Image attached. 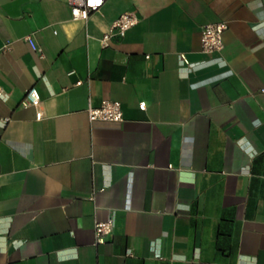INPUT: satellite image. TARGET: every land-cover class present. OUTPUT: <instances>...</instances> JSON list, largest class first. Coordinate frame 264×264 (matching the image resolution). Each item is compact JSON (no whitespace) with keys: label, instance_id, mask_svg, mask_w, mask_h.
I'll return each mask as SVG.
<instances>
[{"label":"crops","instance_id":"crops-1","mask_svg":"<svg viewBox=\"0 0 264 264\" xmlns=\"http://www.w3.org/2000/svg\"><path fill=\"white\" fill-rule=\"evenodd\" d=\"M0 91V264H264V0H0Z\"/></svg>","mask_w":264,"mask_h":264},{"label":"built area","instance_id":"built-area-1","mask_svg":"<svg viewBox=\"0 0 264 264\" xmlns=\"http://www.w3.org/2000/svg\"><path fill=\"white\" fill-rule=\"evenodd\" d=\"M105 0H67L70 14L73 19H86L88 15L99 9ZM138 19L132 12H123L119 14L110 24L109 28L101 36V44L108 45L113 36H123L125 33L137 23ZM227 22L216 21L207 22L201 26L200 41L201 51L213 52L220 51L224 46V32L227 29ZM31 47L36 48L30 35L26 36ZM8 44H5V47ZM181 62L184 61V56L181 55ZM80 82V81H79ZM1 93V91H0ZM24 105H32L36 108V118H45V112L40 107L41 99L38 90L35 86L26 89L21 101ZM145 105L144 101L139 103L140 107ZM87 117L90 121L105 120V121H120L122 119L121 103L118 100L103 98L100 103L93 105L88 103ZM96 241H103L113 229V219L109 217L105 220L96 221L94 224Z\"/></svg>","mask_w":264,"mask_h":264}]
</instances>
